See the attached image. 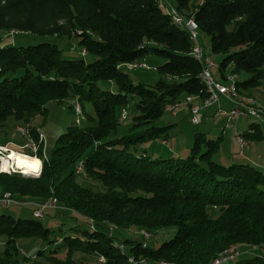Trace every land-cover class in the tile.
I'll return each mask as SVG.
<instances>
[{
  "label": "trees",
  "instance_id": "1",
  "mask_svg": "<svg viewBox=\"0 0 264 264\" xmlns=\"http://www.w3.org/2000/svg\"><path fill=\"white\" fill-rule=\"evenodd\" d=\"M174 2L175 6L167 0H0L1 31L76 37L89 59H65L58 45L51 43L0 48V129L10 117L29 126L46 114L51 102L70 101L77 118L86 116L84 126L76 121L59 135L49 154L38 132L30 130L39 148L27 155L42 162L41 174L0 173V199L9 193L14 202L15 197L38 201L30 204L34 207L53 197L57 210L46 214L76 215L93 227L54 230L34 217L0 214V236L7 238L0 264H10L17 254V239L31 237L56 247L49 254L39 253L45 264H89L84 260L92 257L95 264H134V260L264 264V256L257 253L264 250V173L249 164L215 161L222 136L211 140L196 133L187 157L153 160L131 151L166 136L168 127L153 123L181 96L198 101L208 97L200 77L204 59L196 58V42L187 24L176 17L193 20L197 36L198 31L208 35L212 53L224 56L213 68L220 71L219 82L235 76L240 95L262 87L264 0ZM148 56L165 60L157 67L160 79L153 87L134 84L122 70ZM242 74L248 79L241 82ZM100 82L113 83L117 91L101 89ZM134 97L139 115L118 136V111L125 120ZM259 127L253 121L241 136L248 143L263 141ZM85 179L101 187L89 186ZM133 228L145 240L142 232L150 238L171 228L176 232L156 249L127 240L126 252L125 242L114 243L112 231ZM233 247L238 250L236 258L222 263L224 253ZM33 264L43 263L34 259Z\"/></svg>",
  "mask_w": 264,
  "mask_h": 264
},
{
  "label": "rangeland",
  "instance_id": "2",
  "mask_svg": "<svg viewBox=\"0 0 264 264\" xmlns=\"http://www.w3.org/2000/svg\"><path fill=\"white\" fill-rule=\"evenodd\" d=\"M170 4L174 5V0H167ZM201 0H193L195 4L199 3ZM175 6V5H174ZM164 12L168 13L169 7L164 6ZM198 42L199 45L203 48L205 54L210 56L216 64H220L223 60V55H215L211 51V42L210 37L204 34L201 31H198ZM42 43H51L57 44L59 49L62 51L63 58L73 60V59H85L89 60L87 57H84L82 54V47L79 45V39L76 37H54V36H41L29 33H7L5 31L0 30V48H3L7 45H12L14 47H27V46H35ZM152 46V45H151ZM141 63L145 64L144 67H138L134 69L127 68V66H123L122 70L125 71L134 84H143L146 87H153L160 79V74L157 70V67L163 65L165 60L157 57V56H148ZM217 70V68H215ZM264 72V66L262 68ZM230 71L227 70V73ZM231 73V72H230ZM240 81H244L248 79V75L242 74L239 78ZM99 87L103 90H111L117 91L115 85L113 83L100 82ZM264 79L262 80V87L254 90H250L251 94H242L236 92L239 97H245L252 100H258L260 105L264 106ZM235 98V97H234ZM233 98V99H234ZM221 100H223L221 98ZM221 102V101H220ZM137 98L134 97L130 103L126 107L127 117L125 120H122L121 112L118 111V119L120 121V126L118 129V136L124 135L133 125L134 119L139 115L138 110L136 108ZM223 109L231 110L234 108V105L231 103L222 104L219 103ZM70 101L65 102L63 104H57L51 102L47 104V112L45 115H39L30 123V125H24L21 122H17L14 118L10 117L3 128L0 129V146L6 147L8 150L12 152L18 153H34L38 150L39 144H37L32 137L31 131L32 129L36 130L39 134V141H44V150L49 154L55 147V141L59 137V135L65 133L68 127L74 124L76 121H80L81 125H85L86 116L77 118L75 114L74 107L71 109ZM85 108L87 112H91L93 114L92 108L85 104ZM231 106H233L231 108ZM217 107V106H215ZM209 108V107H208ZM231 108V109H230ZM215 109V108H214ZM206 110V109H205ZM188 113V104L186 102V97L183 95L179 99V103L173 107L168 108L162 117L153 123L156 127H168L166 132V136H163L159 139H154L151 141H147L141 144H138L135 148H132L131 151L134 154L142 155L147 154L151 159H168L171 157H187L190 154V149L193 147L195 142V134L203 133L205 134L207 139L216 140L220 136H222V141L220 143L219 151L214 155V160L222 163V159H226L225 161H229L231 158L236 156L239 153H235L232 149L234 138L236 135H242L246 130H248L249 125L253 122L251 120L241 119L237 122H233L231 124L228 123L226 117H221L220 114L213 113V111L204 112L199 115V125L195 126L191 124L189 118L187 116ZM260 129L264 135V121L259 122ZM20 130H24L26 135H24ZM28 131V132H27ZM239 131V132H238ZM44 136H42V135ZM45 138V139H44ZM166 141H163V140ZM166 142V143H163ZM251 155L254 159L252 162V166L260 170L264 173V140L257 141L250 144L249 151H246ZM11 154V153H10ZM5 155L3 152H0V173L13 174V173H21L22 170L12 168L8 172H1V167L5 161ZM10 158V157H9ZM41 169L38 171L39 175L42 170V162ZM237 163H242L238 162ZM256 163V164H255ZM223 164V163H222ZM247 164V163H245ZM31 176L37 177L38 173L30 174ZM38 175V176H39ZM29 176V175H25ZM85 184L89 186H98L101 185L95 184L92 181L85 179ZM10 195L9 193L5 194V196ZM15 202L25 203L24 205H12L6 208L0 207V214L11 215L14 218H23L29 219L33 218V204L34 202L28 198H18L15 197ZM45 227L53 228L54 230H58L60 227L62 229L67 230L68 228H72L75 226H80L83 229H87L92 231V224L79 218L76 215L73 216H62L54 215L52 213H48L44 216V218L40 219ZM176 229L171 228L168 230H163L158 233L152 234L151 238L146 237L148 240H145L143 236H141L140 231L133 228L130 230H113L112 234L114 236V243L125 242L124 250L129 252L130 244L126 242L127 240H139L145 243L149 248L156 249L162 243L173 239L175 236ZM110 231H108V234ZM142 234L150 236L147 232H142ZM150 238V239H149ZM15 245L17 247V254H13L11 258L10 264H33L34 259L38 262L45 264V257L39 256V253L49 254L52 250H54L53 245H48L44 243L38 237L31 238H19L16 240ZM232 249V248H231ZM7 250V238L4 236H0V256H2ZM230 250V249H229ZM228 250V251H229ZM247 250V249H246ZM15 253V251L13 252ZM264 253V252H263ZM88 257V256H84ZM60 258H65L64 255H60ZM81 259L83 256L80 257ZM79 258V259H80ZM80 259V260H81ZM84 259V258H83ZM85 262L89 264H95L96 259L92 257V259H85Z\"/></svg>",
  "mask_w": 264,
  "mask_h": 264
},
{
  "label": "built area",
  "instance_id": "3",
  "mask_svg": "<svg viewBox=\"0 0 264 264\" xmlns=\"http://www.w3.org/2000/svg\"><path fill=\"white\" fill-rule=\"evenodd\" d=\"M167 6H168V4H167ZM176 18L178 19V21H181L183 24H187L188 30L190 32H194V34L197 38V49H196V51L199 52L200 56L204 59L205 63L207 64V76H206L205 80L210 82L211 84H213L214 90H215V102H208V100H205V99L202 101H198L197 98H195V97L186 98V102L189 106V121L191 122V124L197 126L199 124V118L198 117H199V115L203 109L214 106L216 104H219L221 98L228 100L230 103H236V102H234V99L231 98L229 88H220V82H218V80L214 77V75L212 73L213 64L215 62H210V60H207V58L203 54V48L199 45V42H198L199 37L196 34V30L191 26L190 22H188V18H179V17H176ZM11 34H14V32H12ZM82 54L86 55V51L84 50ZM133 65H141V67L145 66V64H143V63H135V64H131V69H133ZM240 104H242L243 107H246V108H249L250 110H252L255 114V118L263 119V121H264V108H261V105L257 99L256 100H244V103H240ZM220 115L226 117L229 124L233 123V122H237L238 120L244 119V118H239V116L236 113H228V110H221ZM20 131L24 135H26V132L24 130H20ZM237 141H238V144L240 145L241 149H243L248 144L247 141L241 135H239L237 137ZM0 152L4 153L5 161L7 160L8 162H11V160L9 159L10 153H12L11 150H8L6 147L0 146ZM11 165H13V161H12ZM24 204L25 203H22V202H14V201H7V200L0 201V207H4V208L12 206V205H18V206L21 205L22 206ZM50 210H57V209L54 207V205L34 206L33 217L36 219H42V218H44L46 212H48ZM145 236L150 237L147 235H145ZM263 252H264V250L257 251L259 256L260 255L264 256ZM241 253H245V252L242 251ZM234 258H236V256H232L230 254L228 256V258L225 259L222 263L227 262L228 260H231ZM134 264H160V263H158V262H156V263L141 262L139 260H134Z\"/></svg>",
  "mask_w": 264,
  "mask_h": 264
},
{
  "label": "bare ground",
  "instance_id": "4",
  "mask_svg": "<svg viewBox=\"0 0 264 264\" xmlns=\"http://www.w3.org/2000/svg\"><path fill=\"white\" fill-rule=\"evenodd\" d=\"M175 19H176V21H178L177 18H175ZM178 22H181V21H178ZM190 24L196 30V34H197L198 28H197L196 23L193 20H191ZM191 39L193 42H196L195 44L197 45V38H196L194 32H191ZM196 49H197V46H195L194 54L198 60L202 61L203 58L200 56L199 52L196 51ZM203 54H204V52H203ZM207 60H210V62H213L209 58H207ZM214 67H216L215 63L213 64V68ZM206 76H207V64L205 63V67L203 68V70L200 74V77L202 79V82L205 86V89H206V92L208 95L206 100H208V102H215L214 86H213V84H211L210 82L205 80ZM220 88H229L231 98L235 97L234 102H236V103H232L234 105V108L231 110H228V113H236L239 116V118H244L245 120L255 121L257 123L263 121V119L255 118V114L252 110H250L249 108L243 107L242 104H240V103H244V100H252V99L245 98V97L240 98L238 94L236 95L237 91H236V77L235 76L229 77L225 83L220 82ZM261 108H264V106L261 105ZM75 109H76L77 113H81V108L78 104L75 105ZM124 115H125V113H124ZM9 159L11 160V162H8L7 160L4 161V164L1 167V169H2L1 172H4V171L8 172L12 168H14V169L22 170L23 175H30V174H33L35 172L38 173V175H39L38 171L41 169V163L37 157H30V156L23 154V153L12 152L10 154ZM12 161H13V165H11ZM78 172H81L80 168H79ZM3 200L12 201L10 195L4 196L3 198L0 199V201H3ZM47 205H54L55 208L58 207L57 201L53 197L47 199L44 203H41L38 206H47ZM237 252H238L237 248L233 247L232 249H230L229 251L224 253L225 254L224 260L227 259L230 254L232 256H237L238 255ZM131 261L133 262V260H131ZM162 264H166V263H162Z\"/></svg>",
  "mask_w": 264,
  "mask_h": 264
},
{
  "label": "crops",
  "instance_id": "5",
  "mask_svg": "<svg viewBox=\"0 0 264 264\" xmlns=\"http://www.w3.org/2000/svg\"><path fill=\"white\" fill-rule=\"evenodd\" d=\"M212 73H213V75H214V77L218 80V81H222V78H221V74H220V71L217 69H213L212 70ZM245 94H250L249 92H246ZM251 95V94H250ZM223 100H220L221 102H219V103H223V102H225V103H228L229 101L228 100H226V99H224V98H222ZM229 104H231L230 102H229ZM215 106H217V107H215ZM233 106H231V108H232ZM215 108V109H214ZM230 108V109H231ZM206 109V110H205ZM205 109H203L202 111H201V113L200 114H202V113H204V112H210V111H213V113H217V114H220V111L221 110H227V109H223L222 107H221V105L220 104H216V105H214V106H211V107H209V108H205ZM187 116H188V118H189V106H188V113H187ZM221 117H224V116H222L221 115ZM231 124V123H230ZM199 125V124H198ZM250 126V125H249ZM249 129V128H248ZM259 129H260V127H259ZM260 131H261V129H260ZM239 132V131H238ZM261 133L263 134V132L261 131ZM240 134H238V135H236V137L234 138V142H233V147H232V149H233V151L235 152V153H239V151H240V154H237L236 156H234L233 158H231L229 161H225L226 159H222V163L223 164H231V163H236V164H245V163H247V164H249V165H251L252 164V162L251 161H253L254 162V159H253V157H252V154L251 155H248L249 153L248 152H246V151H249V147H250V144L251 143H253V142H247L248 144H247V146H245L243 149H241L240 148V145L238 144V141H237V137L239 136ZM163 141H166L165 139L163 140ZM164 143H166V142H164ZM237 161L238 162H242V163H237ZM256 164V163H255ZM252 166V165H251ZM34 204V203H33ZM33 207V206H32ZM34 209V208H33Z\"/></svg>",
  "mask_w": 264,
  "mask_h": 264
},
{
  "label": "water",
  "instance_id": "6",
  "mask_svg": "<svg viewBox=\"0 0 264 264\" xmlns=\"http://www.w3.org/2000/svg\"><path fill=\"white\" fill-rule=\"evenodd\" d=\"M29 176H31V175H29Z\"/></svg>",
  "mask_w": 264,
  "mask_h": 264
}]
</instances>
